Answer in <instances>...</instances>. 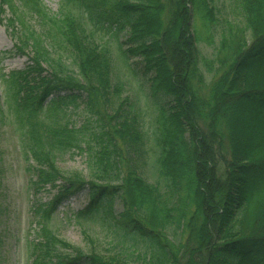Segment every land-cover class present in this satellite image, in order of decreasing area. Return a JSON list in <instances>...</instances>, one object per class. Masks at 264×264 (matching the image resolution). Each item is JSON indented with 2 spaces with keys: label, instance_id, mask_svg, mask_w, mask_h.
I'll list each match as a JSON object with an SVG mask.
<instances>
[{
  "label": "trees",
  "instance_id": "1",
  "mask_svg": "<svg viewBox=\"0 0 264 264\" xmlns=\"http://www.w3.org/2000/svg\"><path fill=\"white\" fill-rule=\"evenodd\" d=\"M239 4L244 28L225 21L206 81L192 19L219 26L212 0H61L53 14L41 0H0L1 21L29 60L1 78L34 161L30 185L55 190L33 205L32 264H264V139L249 143L240 123L247 104L264 126V0ZM106 33L133 72L131 59L141 58L160 97L153 180L137 168L148 157L146 131L124 83L113 80L112 56L97 40ZM56 48L69 51L72 66ZM81 102L89 115L76 126L71 110ZM68 151L86 152L88 180L59 169L56 157ZM86 188L75 221L108 220L137 247L85 253L49 226L57 206Z\"/></svg>",
  "mask_w": 264,
  "mask_h": 264
},
{
  "label": "rangeland",
  "instance_id": "2",
  "mask_svg": "<svg viewBox=\"0 0 264 264\" xmlns=\"http://www.w3.org/2000/svg\"><path fill=\"white\" fill-rule=\"evenodd\" d=\"M43 6L52 14L59 10L61 0H41ZM217 6L219 26L209 30L208 26H202L198 16L192 19V28L197 38V47L200 51L199 66L206 81L212 75L215 58L219 50L220 33L229 21L237 27L244 28L243 12L239 0H212ZM7 15V11H5ZM86 23V22H85ZM88 27L89 24L86 23ZM101 36V35H100ZM246 36H248L246 34ZM97 40L108 46L113 60V80H121L125 91L123 96L129 97L133 108L138 113L142 129L146 131V157L143 162L137 163L139 173L153 180L155 170L152 165L155 155L153 144V125L156 113L155 96L150 88L149 77L151 73L143 72V61L140 57L131 59L134 72L125 66L120 60L117 41L110 33L103 34ZM15 40L11 32L5 27L4 20L0 18V101L3 113L0 116V264H32L31 245L39 237L38 224L33 214V205H39L49 201L55 192L46 186L41 190H34L30 185L33 176L31 165L34 161L27 157L23 145V135L14 118L12 110L6 102L5 86L1 73H9L13 70L24 69L29 63L26 53H18L14 46ZM56 53L63 56L66 64L72 66V58L65 48H56ZM164 99V98H163ZM167 100V99H164ZM117 102H113L112 107ZM128 106H125L127 109ZM240 123L245 132L246 139L251 144H260L264 139V126L257 121L248 105L240 106ZM89 114L85 111L83 103L71 110V121L80 126L84 124ZM85 151L62 152L56 157V164L65 174L79 172L85 179H89V168ZM262 197V196H261ZM89 201L88 190L83 189L65 198L55 210L49 226L59 237L73 246L79 247L85 253L98 250L104 254H112L122 251L124 248H135L130 241L120 238L110 222L98 219L93 222L78 224L73 215L81 210ZM114 213L121 211V202L118 197L113 200Z\"/></svg>",
  "mask_w": 264,
  "mask_h": 264
}]
</instances>
